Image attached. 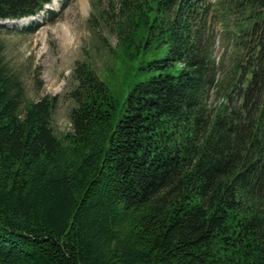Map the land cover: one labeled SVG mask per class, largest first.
Returning a JSON list of instances; mask_svg holds the SVG:
<instances>
[{
	"label": "trees",
	"instance_id": "16d2710c",
	"mask_svg": "<svg viewBox=\"0 0 264 264\" xmlns=\"http://www.w3.org/2000/svg\"><path fill=\"white\" fill-rule=\"evenodd\" d=\"M118 13L113 86L76 63L64 139L0 42V264H264V0Z\"/></svg>",
	"mask_w": 264,
	"mask_h": 264
},
{
	"label": "rangeland",
	"instance_id": "374dc122",
	"mask_svg": "<svg viewBox=\"0 0 264 264\" xmlns=\"http://www.w3.org/2000/svg\"><path fill=\"white\" fill-rule=\"evenodd\" d=\"M58 6L46 5L35 15L38 20L24 26L9 27L12 21L0 20V42L4 59L21 78L28 101L58 98L52 125L64 139L72 132L70 112L75 103L70 92L77 85L73 76L76 63H91L99 77L113 86L111 71L106 68L115 65L119 51L115 27L119 0H59ZM223 52L219 44L217 60Z\"/></svg>",
	"mask_w": 264,
	"mask_h": 264
},
{
	"label": "bare ground",
	"instance_id": "6f19581e",
	"mask_svg": "<svg viewBox=\"0 0 264 264\" xmlns=\"http://www.w3.org/2000/svg\"><path fill=\"white\" fill-rule=\"evenodd\" d=\"M58 2L59 0H53L52 1V7H55V8H58ZM51 7V6H50ZM39 18L37 16H34V17H28V18H23V19H20V21H12V25H9V27H15V26H24L26 25L27 23H30L34 20H38ZM11 22V21H10ZM18 24V25H17ZM15 25V26H14ZM67 38V37H66ZM69 42V41H68Z\"/></svg>",
	"mask_w": 264,
	"mask_h": 264
}]
</instances>
